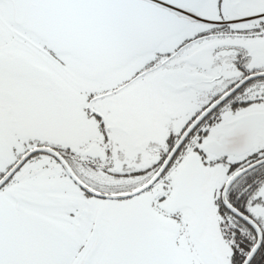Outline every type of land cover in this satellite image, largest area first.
Instances as JSON below:
<instances>
[{"label":"snow or ice","instance_id":"snow-or-ice-1","mask_svg":"<svg viewBox=\"0 0 264 264\" xmlns=\"http://www.w3.org/2000/svg\"><path fill=\"white\" fill-rule=\"evenodd\" d=\"M0 264H264V0H0Z\"/></svg>","mask_w":264,"mask_h":264}]
</instances>
